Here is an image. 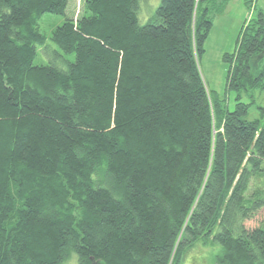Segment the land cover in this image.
Listing matches in <instances>:
<instances>
[{
    "label": "trees",
    "instance_id": "trees-1",
    "mask_svg": "<svg viewBox=\"0 0 264 264\" xmlns=\"http://www.w3.org/2000/svg\"><path fill=\"white\" fill-rule=\"evenodd\" d=\"M140 1L0 0V264H183L208 242L213 264H264V219L245 225L264 107L242 99L264 90V14L223 55L229 110L199 68L227 0H159L144 23ZM46 13L64 16L48 36Z\"/></svg>",
    "mask_w": 264,
    "mask_h": 264
},
{
    "label": "rangeland",
    "instance_id": "rangeland-1",
    "mask_svg": "<svg viewBox=\"0 0 264 264\" xmlns=\"http://www.w3.org/2000/svg\"><path fill=\"white\" fill-rule=\"evenodd\" d=\"M217 1L220 2L222 0ZM245 1L227 0L223 11L211 14L212 26L204 42V51L199 58V68L206 87L220 98H223L229 110L235 106L236 92L226 87L228 67L223 60V55L234 50L238 32L245 20L251 19L253 21L258 10H261L264 14V0H253L250 6H247ZM158 3L159 0L140 1L142 5L138 13L140 23L147 21ZM82 6L83 0H68L66 16L76 17L79 11L82 10ZM63 20L64 16L62 15L46 13L39 22L40 29L48 36L52 29L62 23ZM45 46H48L45 52L41 50V46L38 47L37 55L34 59L35 64L50 63L54 57L53 49H58L49 39L46 41ZM59 51L62 53L61 50ZM70 58L72 59L73 56H70ZM252 93L253 97L242 95V99L246 102L254 100L249 110V118L259 116L260 109L257 106L264 107V90H257ZM263 219L264 209L260 210L255 218L247 220L245 225L254 227ZM217 249L218 245L215 243L198 244L187 251L183 264H213V254ZM64 264H76L74 256Z\"/></svg>",
    "mask_w": 264,
    "mask_h": 264
}]
</instances>
